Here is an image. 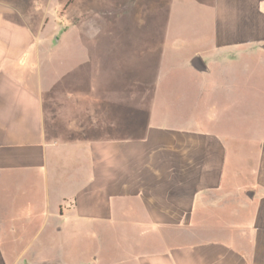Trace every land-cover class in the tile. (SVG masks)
Returning <instances> with one entry per match:
<instances>
[{
	"label": "crops",
	"instance_id": "crops-1",
	"mask_svg": "<svg viewBox=\"0 0 264 264\" xmlns=\"http://www.w3.org/2000/svg\"><path fill=\"white\" fill-rule=\"evenodd\" d=\"M161 1L69 99L0 0V264H264V0Z\"/></svg>",
	"mask_w": 264,
	"mask_h": 264
},
{
	"label": "rangeland",
	"instance_id": "rangeland-1",
	"mask_svg": "<svg viewBox=\"0 0 264 264\" xmlns=\"http://www.w3.org/2000/svg\"><path fill=\"white\" fill-rule=\"evenodd\" d=\"M162 1L160 3H163ZM5 2L20 7L23 16L24 14L31 16V19L36 21L39 36L47 35L52 39L53 46L49 50L51 53L49 52L48 66L54 84L62 82L68 88L65 97L73 99L77 94L85 98L100 97L101 92L91 91L93 86L91 83L95 81L87 72L91 68L102 75L107 72L106 70H117V78L121 80L117 81V84H124L122 79L127 73L130 74L131 67L141 65L143 47L140 38L143 23L148 18L146 8H149V13H153L159 0H5ZM174 18L171 15L170 19ZM175 29L173 27L172 31ZM63 34L74 36L70 46L62 47L56 44ZM39 67L44 71V63H38ZM114 81L115 77L108 87H116ZM100 85L105 86L101 83ZM78 86L81 88L76 89Z\"/></svg>",
	"mask_w": 264,
	"mask_h": 264
}]
</instances>
